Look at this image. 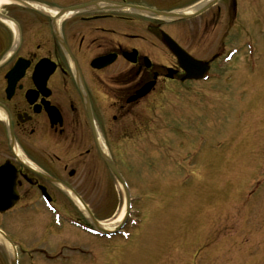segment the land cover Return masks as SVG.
Wrapping results in <instances>:
<instances>
[{
    "label": "flooded vegetation",
    "instance_id": "af4514ba",
    "mask_svg": "<svg viewBox=\"0 0 264 264\" xmlns=\"http://www.w3.org/2000/svg\"><path fill=\"white\" fill-rule=\"evenodd\" d=\"M251 5L252 0H0V264L30 262L25 221L41 210L55 231L65 224L80 233L69 247L76 254L101 249L85 248L84 236L97 243L126 242L127 225L108 239L87 232L94 224L70 211L77 204L62 187L92 211L85 197L93 196L97 183L85 172L94 176L101 164L109 174L96 138L121 149V142L139 134L143 100L159 89L163 94L162 88L182 76L161 33L193 54L177 39L179 23L159 20L155 13H199L194 29L199 36L221 31L216 43L221 52L220 40ZM220 52L215 49L209 64ZM151 81L152 91L134 100ZM96 175L105 185L106 174ZM77 176L75 187L68 181ZM41 254L48 253L41 249ZM42 263L53 264L44 258Z\"/></svg>",
    "mask_w": 264,
    "mask_h": 264
},
{
    "label": "rangeland",
    "instance_id": "374dc122",
    "mask_svg": "<svg viewBox=\"0 0 264 264\" xmlns=\"http://www.w3.org/2000/svg\"><path fill=\"white\" fill-rule=\"evenodd\" d=\"M247 13L220 40L223 52L216 45L221 31L199 36L194 29L201 16L174 26L179 43L201 59L208 61L215 49L221 56L231 46L240 51L225 66L213 62L219 79L171 82L163 94L159 89L143 100L139 134L115 151L131 194L142 195L135 208L144 222L128 242L97 243L84 236L90 246L85 248L100 246L93 249L98 264H264V0H252ZM96 174H106L105 185ZM95 175L85 172L97 183L85 203L92 209L90 219L111 229L122 195L101 164ZM68 182L77 187L78 176ZM69 207L89 223L79 204ZM33 215L38 216L25 221L31 247L27 264H46L39 250L55 251L80 239L72 228L55 231L43 210ZM60 264L97 263L66 251Z\"/></svg>",
    "mask_w": 264,
    "mask_h": 264
},
{
    "label": "water",
    "instance_id": "95a60500",
    "mask_svg": "<svg viewBox=\"0 0 264 264\" xmlns=\"http://www.w3.org/2000/svg\"><path fill=\"white\" fill-rule=\"evenodd\" d=\"M154 15L160 19H166L170 21H179L190 18V15H186V14L157 13ZM162 36L169 50L172 51L177 56L181 68L188 74V76H186V79H199L203 77L204 73H206L207 68L203 64L196 62L193 59H191L189 56L185 55V53L181 51L177 47V45L171 39H169L165 34H162ZM152 86L153 84H149L145 86L142 89V91L139 92L138 97L145 96L150 91ZM105 162L109 167L111 173L117 178L119 182H122L114 167L113 166L111 167L107 160H105Z\"/></svg>",
    "mask_w": 264,
    "mask_h": 264
},
{
    "label": "bare ground",
    "instance_id": "6f19581e",
    "mask_svg": "<svg viewBox=\"0 0 264 264\" xmlns=\"http://www.w3.org/2000/svg\"><path fill=\"white\" fill-rule=\"evenodd\" d=\"M122 215H123V213H121V214H120V217H118V218L115 220V223H117V222L120 220V218H121ZM98 263H99V262H98ZM98 263H97V264H98Z\"/></svg>",
    "mask_w": 264,
    "mask_h": 264
}]
</instances>
